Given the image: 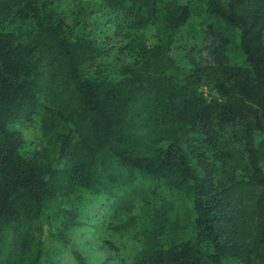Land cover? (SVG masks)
Listing matches in <instances>:
<instances>
[{
    "label": "trees",
    "instance_id": "obj_1",
    "mask_svg": "<svg viewBox=\"0 0 264 264\" xmlns=\"http://www.w3.org/2000/svg\"><path fill=\"white\" fill-rule=\"evenodd\" d=\"M0 264H264V0H0Z\"/></svg>",
    "mask_w": 264,
    "mask_h": 264
}]
</instances>
